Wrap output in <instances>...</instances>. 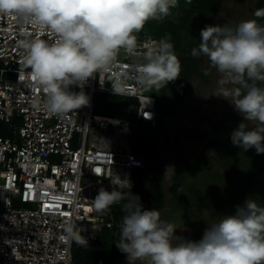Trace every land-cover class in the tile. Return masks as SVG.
Returning <instances> with one entry per match:
<instances>
[{"label": "clouds", "instance_id": "clouds-1", "mask_svg": "<svg viewBox=\"0 0 264 264\" xmlns=\"http://www.w3.org/2000/svg\"><path fill=\"white\" fill-rule=\"evenodd\" d=\"M178 0H0V16L15 17L20 63L27 69L19 80L38 87L43 96L32 106L57 117L91 103L84 86L90 77L113 67L121 50L136 54V34L147 21L162 20ZM220 15V14H219ZM253 17H264V7ZM215 68L217 88L212 95L226 99L243 119L230 141L247 151L264 153V23L255 18L206 24L190 49ZM180 61L168 36L147 48L135 71L121 72L112 84L122 94L129 80L144 87L160 86L180 75ZM103 85V83H101ZM73 86L79 88L74 90ZM157 97V96H156ZM145 112V118H150ZM175 165L165 166L161 179L170 181ZM100 187L91 199L97 212L122 204L119 238L114 242L127 264H264V204L248 197L235 212L206 221L198 240L177 235L179 220L162 218L158 208H146L139 194ZM60 239L88 243L71 220L62 224Z\"/></svg>", "mask_w": 264, "mask_h": 264}, {"label": "built area", "instance_id": "built-area-1", "mask_svg": "<svg viewBox=\"0 0 264 264\" xmlns=\"http://www.w3.org/2000/svg\"><path fill=\"white\" fill-rule=\"evenodd\" d=\"M18 29L15 17L0 16V124L8 125V131L0 133V264H76L74 244L102 250L99 233L112 226L105 212L94 210L91 199L111 180L112 188L120 186V174L131 180L134 168L145 167L144 158L131 146L135 120L120 112L110 119L97 117L96 94L118 95L111 82L123 71L134 73L143 52L159 39L150 34L136 37V54L121 50L124 58L117 55L113 67L89 78L84 91L91 103L57 117L37 111L31 101L43 96L42 91L27 78L19 80L27 69L20 63ZM118 96L136 100L123 113L135 111L136 119L156 125L152 86L129 80ZM121 131L125 137L107 144L106 136ZM66 220L81 228L88 243L60 239Z\"/></svg>", "mask_w": 264, "mask_h": 264}, {"label": "trees", "instance_id": "trees-1", "mask_svg": "<svg viewBox=\"0 0 264 264\" xmlns=\"http://www.w3.org/2000/svg\"><path fill=\"white\" fill-rule=\"evenodd\" d=\"M223 2L224 0H178L177 5L168 16L162 20L147 21L143 29L136 34V37L150 34L160 40L162 37L168 36L175 49L181 45L179 41L181 30L187 29L191 36L196 37L198 44L199 30L206 24H216L214 18ZM261 7H264V0H257L255 6L252 7V14L255 9ZM252 18L264 23V17H253L252 15ZM177 57L180 61V76L174 81H169L167 85H160L158 90L160 94L156 95L157 110L158 113L160 112L156 125L153 126L149 122L136 119L135 111L132 114L122 112L126 106L136 103L135 99H123L118 95L116 98L109 95L108 98L112 104L111 118L120 112L127 118L134 119L137 124L132 129L130 136L131 146L135 154L144 158L145 167L133 169L132 180L134 185L131 191L139 194L141 202L146 208L154 207L161 210L167 200L161 179L164 169L158 151L159 129L165 120V116L172 118L182 98L188 94L191 88V76L204 74L198 70V60L200 59L193 58L194 60H192L188 56L180 55ZM166 88L171 90V95L166 94ZM172 95L176 96L177 99H172ZM115 100L117 101L114 102ZM164 103H169L166 111L162 108ZM241 119L242 117L237 115H228L226 120L220 121V126L224 128L225 132L231 134ZM110 131L109 129L108 132ZM209 146L215 150L217 160L222 167L211 171L207 168L208 164L203 156L190 157L184 153L182 155L183 161H189L187 163L189 165L187 166L188 172L185 173L183 169H180L186 176L179 177L177 183L170 187L172 196L178 197L177 201H173V203H177L181 211L185 210L186 206L198 204L199 215L202 214L206 206L212 211L219 209L223 214L234 213L236 205L242 204L241 201L248 197L256 198L258 203L264 204V153L258 154L254 148L244 151L231 143L230 136L227 140L218 136L217 139L209 141ZM144 173L146 174L145 179L143 178ZM123 203L124 201H121L110 206V219L114 222V227H104L98 238V243L104 245V249L98 250L80 246L82 251L77 249L73 251V259L76 264H127L124 254L114 244L119 238L118 225L124 214ZM167 204L168 209L169 202ZM173 216L175 213L169 214V218ZM192 224L191 219H186L184 222V225L188 227ZM202 235L203 232H196L194 239L198 240Z\"/></svg>", "mask_w": 264, "mask_h": 264}, {"label": "rangeland", "instance_id": "rangeland-1", "mask_svg": "<svg viewBox=\"0 0 264 264\" xmlns=\"http://www.w3.org/2000/svg\"><path fill=\"white\" fill-rule=\"evenodd\" d=\"M257 0H224L218 12L214 18L216 23H223L224 21L235 22L240 19L252 18V7L255 6ZM220 14V15H219ZM180 46L175 48L174 51L177 55L188 56L190 59H200L198 60V70L204 73L203 75L193 74L190 78L191 88L188 94L182 98L179 103L175 115L172 118L165 116V120L159 129V145L158 151L162 158V168L168 164L175 165L176 175L170 181L163 180L164 192L167 196L165 206L160 210L162 218L170 220H179L181 217L183 231L177 229V235H183L189 239H194V234L196 232H203L207 222H212L217 218V215H223L221 210L215 209L211 210L209 207H204L202 214H198L199 205L186 206L185 210L179 209L177 203L178 197L172 196L170 186L176 184L179 177H185L184 175L188 172L187 159L183 161L182 155L187 153L190 157H195L196 155L203 156L207 161V168L209 170H217L222 166L217 160L216 152L213 148H210L209 141L212 139H217L219 136L223 140H227L230 133L225 132L224 128L220 126V121L226 120L228 115H237L242 117L237 113L232 105L221 97L212 95L217 88V72L215 68L209 65V62L205 56H193L190 49L197 46V39L191 36L187 29L181 30V37L179 38ZM119 58H124V52L120 51L118 54ZM194 58V59H193ZM192 63V62H191ZM212 69V72H208ZM157 95L160 94V86H152ZM166 94L171 95V90L166 88ZM109 95L104 93H97L95 97V113L99 118H111L110 109L112 104L108 101ZM117 97L116 95H112ZM172 99H177L176 96L172 95ZM115 100L114 102H116ZM169 104V103H168ZM168 104L164 103L162 108L167 110ZM243 119V117H242ZM241 119V120H242ZM8 131V125L6 123L0 124V133L4 134ZM109 136V137H108ZM106 136L107 144L113 145L118 139L125 137V134L120 132L112 133V135ZM117 139V140H116ZM187 170H186V169ZM180 169L185 171L182 172ZM180 170V171H179ZM121 184L117 188L125 192L129 191V181L127 176L120 174ZM131 185L133 187L134 181L131 179ZM114 181H109L108 185L104 188L109 191L114 186ZM110 187V188H109ZM131 187V189H132ZM192 199V198H190ZM245 200H242L243 204ZM169 202V208L167 209ZM179 203V202H178ZM106 213V218L111 216L110 207L108 210L104 211ZM101 213V212H98ZM175 213V216L169 218V214ZM186 219H191L192 226L188 227L184 225ZM114 227V222L112 221L111 228ZM96 247H98L96 245ZM73 251L76 249L82 251L80 246L74 244ZM124 254V253H123ZM124 258L125 254H124Z\"/></svg>", "mask_w": 264, "mask_h": 264}, {"label": "crops", "instance_id": "crops-1", "mask_svg": "<svg viewBox=\"0 0 264 264\" xmlns=\"http://www.w3.org/2000/svg\"><path fill=\"white\" fill-rule=\"evenodd\" d=\"M209 72L211 73V72H212V69H210V71H209ZM209 72H208V73H209ZM210 73H209V74H210ZM153 92L155 93V95H157V93H158V92H157V91H155L154 89H153ZM159 113H160V112H159ZM159 113H158V116H159ZM170 187H171V186H170ZM165 195H166V194H165ZM193 236H194V235H193Z\"/></svg>", "mask_w": 264, "mask_h": 264}, {"label": "snow or ice", "instance_id": "snow-or-ice-1", "mask_svg": "<svg viewBox=\"0 0 264 264\" xmlns=\"http://www.w3.org/2000/svg\"><path fill=\"white\" fill-rule=\"evenodd\" d=\"M97 171H99V169H97Z\"/></svg>", "mask_w": 264, "mask_h": 264}, {"label": "bare ground", "instance_id": "bare-ground-1", "mask_svg": "<svg viewBox=\"0 0 264 264\" xmlns=\"http://www.w3.org/2000/svg\"><path fill=\"white\" fill-rule=\"evenodd\" d=\"M120 133H122V131Z\"/></svg>", "mask_w": 264, "mask_h": 264}]
</instances>
